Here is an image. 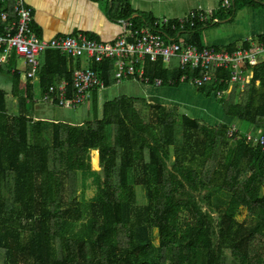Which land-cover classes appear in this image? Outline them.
<instances>
[{"label": "trees", "instance_id": "1", "mask_svg": "<svg viewBox=\"0 0 264 264\" xmlns=\"http://www.w3.org/2000/svg\"><path fill=\"white\" fill-rule=\"evenodd\" d=\"M109 12L142 28L131 0H113ZM14 20V1L0 2V35ZM199 28L185 40L203 48ZM43 57L44 90L66 80L72 92L74 59L56 51ZM146 65L150 85L161 79L162 86L174 80L178 87L182 75L201 74L166 68L162 59ZM91 68L107 87L116 85L113 61ZM250 70L251 82L222 99L226 117L244 125L241 138H230L226 124L211 127L175 107L122 96L106 102L92 123H53L50 141L46 123L27 107L34 100L28 72L26 82L14 72L18 113L0 89V264H264V152L244 132L264 134V59ZM219 73L199 91L227 94L230 73ZM92 151L102 167L98 199L81 202L77 177L93 170ZM137 186L144 189L143 204ZM241 208L251 224L238 221Z\"/></svg>", "mask_w": 264, "mask_h": 264}, {"label": "built area", "instance_id": "2", "mask_svg": "<svg viewBox=\"0 0 264 264\" xmlns=\"http://www.w3.org/2000/svg\"><path fill=\"white\" fill-rule=\"evenodd\" d=\"M13 1L16 20L10 24L7 34L0 36V63L6 62L9 55L15 51L27 60L31 67L28 76L33 79L38 77L42 55L49 51H58L72 57H86L97 63L113 61L115 79L118 83L134 80L150 85V77L146 74L148 60L156 62L162 59L167 65L176 61L183 71L187 69L201 71L200 75L190 78L182 75L179 80L180 83L189 82L196 88L213 84L214 74L228 71L231 76L227 81L231 86L228 93H231L233 86L238 85L244 89L251 82L253 72L250 68L257 66L264 59V43L259 41L247 42L235 50L212 46L199 48L185 39L172 40L165 31L170 29L173 32H186L188 28H195L198 23H206L213 18L212 12L192 13L188 18L179 21L166 18L155 20L142 28H137L132 20H128L124 22L122 36L114 42L96 41L83 34L46 39L39 37L35 32L33 12L26 0ZM235 1L224 0L223 8L231 10L235 6ZM0 2L6 3L7 0ZM2 18L5 22L10 19L8 13L3 14ZM223 81L225 80L222 79L220 82ZM174 82L176 81L169 80L168 84L174 85ZM73 85V98L67 96V83L64 82L59 87H51L46 100L58 101L62 107H77L90 100L94 91L106 89L104 81L92 69L77 70ZM153 85L160 87L163 81L156 79ZM215 93L217 96L226 94L220 91ZM227 135L230 138L236 136L241 138L240 130L234 126L230 127ZM245 139L264 152L262 132L247 134Z\"/></svg>", "mask_w": 264, "mask_h": 264}, {"label": "crops", "instance_id": "3", "mask_svg": "<svg viewBox=\"0 0 264 264\" xmlns=\"http://www.w3.org/2000/svg\"><path fill=\"white\" fill-rule=\"evenodd\" d=\"M26 3L33 12L34 30L41 38L54 39L58 37L76 36L78 34H83L86 36L91 35L96 41L114 42L123 34L124 22L126 20H123L116 15L113 17L109 12V8H112L113 0H75L74 4H71L75 17L73 18V22L71 23V25L66 28L63 26H54V24L60 22L61 18L57 10L62 8V6L66 7L63 4V0H49V7L47 8V10L44 9V7H41L42 5L39 4V0H26ZM131 3L134 10L136 11L134 17L141 19V22L139 23L142 25V27L148 24V17L150 20H161L166 18L171 21H179L188 18L192 13L202 12L208 14L212 12L213 18H210L206 23H198L200 24V28L198 30L197 41L204 47H229L231 45L241 46L247 44V42H257L260 40V38L264 37L263 0H236L234 8H232L231 10H226L223 8L224 0H131ZM190 29L191 28H189L188 30ZM188 30L186 32H174L176 34H174L170 29H166L165 31L169 38H171L172 40L176 38L189 40L191 32ZM43 55L41 57V66L38 71V77L36 79H33L28 76V80H30L31 84L33 85L34 100L29 101L27 107L30 114L33 116V118H35L36 121H43L46 123L45 139L49 140L53 136V123H61L60 121L50 120V118L47 116L51 112V108L53 106H59L60 108H64V110H66V108H77L78 106L62 107L60 106L58 101L46 100V96L49 95L50 89L49 91H45L41 82L42 76L40 74V70L45 61V57H43ZM72 58L74 59L75 66L71 84L72 92H69L70 85L66 80H63L51 86L59 87L62 83H67V96L71 98L74 97L73 81L75 72L77 70L92 69L91 64L97 63L86 57ZM21 61H23L24 63L20 64ZM148 62L151 61L148 60L146 64ZM78 63L81 66L80 68H76V65ZM0 64H2L0 65V73H2V75H5V73H7L10 81L12 82L10 93L6 91L8 97H12L11 102L8 101L9 106L12 112L18 113L19 100L18 97L14 96L13 73L16 71H20L22 73L23 82H26V72H30L31 67L28 64L27 60L19 56L15 51L9 55L6 62ZM165 67L170 69L179 68L176 61H173L170 65L165 64ZM11 69L12 73L10 71ZM137 85L146 87L147 99H145L148 103L172 107L169 105H165L164 102H169L170 100V92L169 90L165 91L162 88L171 87L167 89H178L181 87V85H183V83H181V85H179L178 87H173L170 84H168L170 86L157 87L155 85H147L139 81L124 80L120 83L117 82L116 85L110 87L106 86L105 90L94 91L96 93L93 94V92L90 100L88 101L98 108L99 98H104L105 96H107L110 93L109 90H112L114 86L117 88V90L127 86L124 88L125 93L122 96L133 97V88ZM208 86L207 87L210 88L212 84ZM21 87L22 93L25 94L27 91L26 88L24 86ZM227 95L229 96V93ZM222 120L224 122L226 121L225 123H223L228 125V127L234 126L240 129L238 125H231L232 119L226 117V119ZM79 126L83 125L81 124ZM216 126L218 125L211 127ZM240 130L242 131V129ZM244 132L250 134L252 132L260 131H257L256 129H245Z\"/></svg>", "mask_w": 264, "mask_h": 264}, {"label": "rangeland", "instance_id": "4", "mask_svg": "<svg viewBox=\"0 0 264 264\" xmlns=\"http://www.w3.org/2000/svg\"><path fill=\"white\" fill-rule=\"evenodd\" d=\"M48 2L49 0H39V4L42 5L41 7H44V9L46 10L49 7ZM74 2L75 0H63V4L66 7L62 6V8L57 10L61 18L60 22L54 24V26H63L66 28L71 25V23L73 22V18L75 17L71 5L74 4ZM23 63V61L20 62V64ZM11 86L12 82L10 81L8 74L5 73V75H2V73H0V88L10 93ZM125 87L117 90V88L114 86L112 90H109L110 93L107 96H105L104 98H99L98 108L89 101L81 106H78L77 108H66V110H64V108H60L59 106H53L51 108V112L47 116L50 118V120L60 121L61 123H67L73 126L92 123L96 119L102 118L101 110L103 104L107 101H112L121 97L125 93ZM167 88L171 87H163L162 89L165 91L169 90L170 100L168 99L169 102L164 103L165 105H169L172 107L175 106V108L177 107L179 115L187 116L193 120H199L200 122L208 126L220 125L224 122L222 119H226L222 99H228L227 94H224L223 96H217L215 91L211 92V94H208L209 89L200 92L198 88H196L189 82L184 83L178 89ZM132 96L145 99L146 87L142 85L135 86L133 88ZM11 100L12 97L9 96L8 101L11 102ZM232 124L238 125L241 129L244 127V125L236 121H232L231 125ZM108 142L110 143V141ZM97 154L98 157L96 156V153H94V151L91 152V163L93 166V170L87 173H78L77 192L78 200L81 202H95L98 199L99 181L102 167L98 151ZM136 191L138 194V203H145L146 198L144 196L145 192L143 187L137 186ZM205 208H208L207 205H205ZM220 209L224 210V206H220ZM217 213L218 212H216L215 215H217ZM237 218L239 222H246L248 224L252 223L249 218V211L245 208H241L240 212L237 214ZM154 241L157 246H160L161 235L159 229L154 232Z\"/></svg>", "mask_w": 264, "mask_h": 264}]
</instances>
